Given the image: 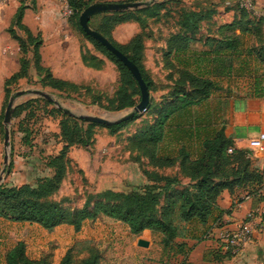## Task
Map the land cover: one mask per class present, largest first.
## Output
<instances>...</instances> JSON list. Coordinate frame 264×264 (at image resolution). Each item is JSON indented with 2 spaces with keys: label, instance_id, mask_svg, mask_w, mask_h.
Masks as SVG:
<instances>
[{
  "label": "rangeland",
  "instance_id": "rangeland-1",
  "mask_svg": "<svg viewBox=\"0 0 264 264\" xmlns=\"http://www.w3.org/2000/svg\"><path fill=\"white\" fill-rule=\"evenodd\" d=\"M138 1L149 4L159 0H95L83 11L93 5ZM19 2L30 8L27 12L24 10L22 23L24 21L31 36L24 29L18 28L13 20ZM64 5H68L67 0H0V174L2 170L5 172L1 185H35L38 180L51 177L55 173L54 166L50 163L52 157L66 150L59 188L47 199L61 202L68 209H79L86 198H98L106 190L128 193L142 192L146 187L163 186L167 190L186 187L189 179L179 172L183 151L189 159L198 156L203 137L208 135L213 125L216 128L221 126L225 110L221 99L229 95L228 84L233 82L244 85L249 80L250 72L256 74L260 84L264 83V64L259 61L257 66L252 59L242 62L236 56L233 74L239 75L232 77V73L227 75L225 70L220 69L219 62L212 61L211 56H203L202 50H195V56L190 51L174 56L176 64L205 77L215 76L217 83L208 100L176 113L168 121L165 137L158 145V154L176 157L177 161L173 166L153 168L147 158L128 149V139L144 121L152 118L157 107L137 113L135 119L115 130L104 124L88 125L92 122L85 120L87 116L116 119L127 114L126 110L133 106L109 110L111 102L116 99L119 86L118 69L82 31L79 16L83 11L78 16L64 15ZM181 5L195 7V0L168 1L167 4L170 11ZM230 7L241 11L237 6ZM241 13L256 23V36L240 34L239 30L233 33L225 30L224 34L232 33L239 37L235 54L240 51L252 53L251 49L264 44V22L255 13L245 10ZM175 16L170 13L163 18L164 21L162 18L157 19L153 22L155 29L162 35L167 29L165 23L171 25ZM96 19L97 17L89 19L88 25L95 27ZM161 25H164V29ZM132 31L133 27L119 28L116 37L125 39ZM19 40L23 41L26 49V74L5 84L19 69ZM35 48L40 54L38 65ZM156 58L158 60L159 55L152 54L151 51L144 61L152 82L149 95L153 101L158 102L169 92L176 74L170 79L166 72L161 71ZM47 73L68 81L75 87L68 86L60 90L53 88L47 84ZM22 90H25L23 94L17 93ZM34 90L47 93L54 102L33 93ZM11 96L15 97L13 113L17 110L19 116L12 113L8 146L5 147L3 118ZM132 97L138 104L139 97ZM63 120H71L72 123L68 125H73L74 122L77 125L75 134H68L75 139L76 144H72L73 146L67 145L61 132ZM80 140L83 141L79 142ZM5 150L8 164L3 163ZM165 179L169 181L164 183ZM160 200L158 214L164 205V194ZM175 223L181 233L177 241L181 242L187 236L195 235V221L175 220ZM141 235L145 234H132L126 224L102 214L94 219L84 220L79 230H75L70 224L46 229L37 223L0 218V264H5L6 253L17 242L24 243L25 253L30 259L43 260L48 264H59L66 254L72 264H81L86 258H95L97 264H158L165 260L167 264H180V257H176L174 253L175 248L171 245L163 246L161 237L156 232L151 233L153 243L150 250L144 254L138 253L135 246L137 241L144 240L138 239Z\"/></svg>",
  "mask_w": 264,
  "mask_h": 264
},
{
  "label": "trees",
  "instance_id": "trees-1",
  "mask_svg": "<svg viewBox=\"0 0 264 264\" xmlns=\"http://www.w3.org/2000/svg\"><path fill=\"white\" fill-rule=\"evenodd\" d=\"M94 1L67 0L68 6L72 10L71 14L76 16ZM121 1L131 2L136 0ZM168 1L178 2V0L157 1L133 10L96 13L90 18V20L95 17L98 19H96L95 27L90 25L91 28L101 33L136 64L149 92L152 82L149 77V71L144 66L143 54L144 37L149 36L151 31L148 19L156 21L170 13L176 15L171 24L175 23V25H178L179 31L170 34L163 53L165 66L170 69L167 74L168 77L172 79L174 74H176L172 81L173 85L170 87L169 92L162 96L158 102L153 101L149 95V101L145 109L157 108L152 118L144 121L143 125L131 134L128 139V149L141 155V157L147 158L149 165L153 168L173 166L177 161L176 157L158 154V145L165 137L168 121L176 113L207 100L216 88L215 82L209 77L197 74L187 67L174 65L169 61L174 56L183 55L190 51L189 43L195 39V33L200 27V22L208 18L207 12L195 11V9L183 5L177 6L173 11H170V8L166 6ZM25 9L26 6L19 2L13 20L18 28L24 29L31 36L29 29L22 23ZM240 10L243 11L242 9ZM240 15L239 19H235L231 23L220 27L221 38H207L205 43L209 45L210 50L201 52L203 56L209 57L212 55V61L215 63L219 62L221 70H231V56H234L239 45V37L232 33L239 30L240 34L249 33L253 37L257 34L258 27L256 23L242 13ZM125 21L136 22L139 26V31L128 43L119 44L112 38L111 31L115 25ZM225 30L232 33L224 34ZM85 35L98 50L104 52L114 62L119 72L120 80L116 90V99L111 102L112 107H109V110L135 106L136 102L132 96L137 95L140 100L141 94L134 76L101 43L91 36ZM19 41L21 47L19 69L5 81V84L26 74V49L23 41ZM212 44L214 45L212 46ZM226 51L229 52L228 55ZM250 52L254 53L257 59L264 64V44L259 48L254 47ZM190 53L195 56V51ZM39 57L40 54L35 48L37 65ZM47 81L48 85L59 90L68 86L75 87L74 84L55 78L50 73H47ZM13 115L19 116L18 111L15 110ZM137 116L138 114L135 113L132 118L107 127L115 130ZM68 123H72V121L63 120L61 122V132L67 141V145L73 146L75 139L68 136V134L73 132L75 134L77 125L75 122L73 125H68ZM93 124L89 123L88 125ZM213 126L208 135L203 137L198 156L194 159H189L188 155L183 151L184 154L179 162V172L182 176L189 179V184L186 187L169 190L163 186L156 188L146 187L142 192L131 191L128 193H116L106 190L98 198H86L79 209H68L61 202L47 199L59 188L64 171L63 162L66 159L65 150L52 157L50 163L54 166L55 173L51 177L42 178L35 185L0 186V218L17 222L37 223L46 229H52L62 224H70L75 230H79L84 220L94 219L102 214L123 222L132 234H139L145 229L158 233L163 246L171 245L172 248H175V254L180 253L185 257L190 248L185 247L186 242L184 240L181 242L176 240L181 237V233L175 220L180 222L197 220L204 224L216 208L217 199L224 190L231 192L237 187L259 186L263 182V175L260 170L251 166L248 152L235 148L228 152L227 149L233 147L232 141L224 135L222 126L219 128H216L215 125ZM82 141L80 140L79 142ZM168 181V179H165L163 182ZM255 188L245 190L247 195L256 191ZM163 194L164 205L158 214L157 209ZM173 215L174 218H172ZM5 264L48 263L43 260L30 259L25 253L24 243L17 242L6 253ZM59 264H72L69 255L66 254ZM81 264H97V260L95 258H86L81 261Z\"/></svg>",
  "mask_w": 264,
  "mask_h": 264
},
{
  "label": "crops",
  "instance_id": "crops-1",
  "mask_svg": "<svg viewBox=\"0 0 264 264\" xmlns=\"http://www.w3.org/2000/svg\"><path fill=\"white\" fill-rule=\"evenodd\" d=\"M225 1L226 0H195V7H189L195 9V11H203L208 14V18L200 22V27L195 33V39L189 43L190 52L195 50H210L209 45L205 43L206 39L221 38L222 35L219 33L220 27L240 18V12L231 8L230 6L232 5H227ZM38 2H40V0H38ZM255 2L257 12L264 8V0H255ZM145 6H141L139 8ZM29 9L30 8H26L25 12ZM255 14L258 16L257 13ZM163 18L164 17H162V19ZM153 21L155 20L148 19L151 31L150 35L145 36L143 40L144 60L146 59L148 52L152 51V54L159 55V59L157 60L156 58L157 63L159 64L161 71L168 74L170 69L165 66L163 53L170 34L178 32L179 26L175 25V23L171 25H167V23H165L167 29H165V33L161 35V33L157 31V28L155 29ZM122 27H133V31L125 39H118L116 37V32ZM161 27L163 28L164 25H161ZM138 31L139 26L136 22L125 21L115 25L111 34L112 38L117 43L126 44L135 34L138 33ZM226 53L228 55L229 52L226 51ZM236 56H239L242 62L246 59H252L255 61V65H257V63L259 64V60L254 53L240 51L237 54H234V56H231V70L228 71L225 69L228 73L227 75L232 73V77L236 76L233 74L236 65L234 63ZM169 61L174 65L176 64L173 58ZM144 66L147 68L145 61ZM55 75H57V73H55ZM238 75L236 77H238ZM57 77L63 78L62 76ZM208 77L217 83L215 76ZM256 77V74L250 72L249 80L244 85L235 84L233 82L228 84L229 95L224 98L222 97L221 99L225 104L221 126L223 128L224 135L232 141L233 147L231 148L246 150L248 152L251 160V166L260 170L263 175V182L259 186L248 185L246 187H237L231 192L224 190L219 195L216 202V208L213 210L209 219L204 224L195 220V235L187 236L184 240L186 242V246L190 247L188 253L185 257L180 253L175 254L176 257H180V264H264V215L261 217L263 220L262 224L255 229L252 241L246 244L237 258L226 256L221 251L219 241L217 239V231L220 228H233L237 226L243 221L246 213L250 210H264V142L261 149L252 147L249 144L252 138H254L259 132L264 131V83L260 84ZM212 94L213 92L211 95ZM250 188H255L256 191L247 195L245 190ZM141 233L145 235L139 236L138 239L143 238L144 240L141 242L137 241L135 250L138 253L144 254L152 247L153 242L150 239L152 231L145 229ZM166 262V260L163 262L159 261L158 264H167Z\"/></svg>",
  "mask_w": 264,
  "mask_h": 264
},
{
  "label": "water",
  "instance_id": "water-1",
  "mask_svg": "<svg viewBox=\"0 0 264 264\" xmlns=\"http://www.w3.org/2000/svg\"><path fill=\"white\" fill-rule=\"evenodd\" d=\"M147 2L144 1H138L134 3H114V4H108V5H93L87 7L79 16V23L82 27L83 31L97 40L99 43H101L108 51H110L118 60H120L131 72V74L134 76L139 90L141 94V99L138 104L135 106L127 109V114L118 117L116 119H109L106 117H97V116H87L85 117V120L92 123H98V124H104V125H112L115 123H120L124 120L130 119L134 116L135 113H140L143 110H145V107L148 104L149 101V92L147 89V85L145 84V81L143 80L141 73L136 66L135 63H133L125 54H123L118 48H116L106 37H104L101 33L96 31L95 29L91 28L88 25V20L90 17L98 12H105V11H119V10H130L139 8L141 6L147 5ZM25 90L17 92L18 94H23ZM33 93L38 94L48 101L54 102V99L51 98L47 93L39 90H34ZM14 96H11L8 100L7 106L5 108L4 112V118H3V124H4V140L3 144L5 147L8 146L9 141V124L11 120V116L14 110ZM3 163L8 164V154L7 150H5V154L3 156ZM4 171L2 170L0 174V185L4 177Z\"/></svg>",
  "mask_w": 264,
  "mask_h": 264
},
{
  "label": "built area",
  "instance_id": "built-area-1",
  "mask_svg": "<svg viewBox=\"0 0 264 264\" xmlns=\"http://www.w3.org/2000/svg\"><path fill=\"white\" fill-rule=\"evenodd\" d=\"M225 3L227 5H236L240 9L250 13H257L259 18L264 21V8L257 12L255 0H226ZM71 13V8L68 5H64L63 14L70 15ZM263 142L264 131H261L250 140L249 144L252 147L261 149ZM227 151L231 152L232 148L229 147ZM262 215H264V210H250L246 213L243 221L237 226L233 228H220L217 231V239L221 251L226 256L237 258L246 244L252 241L256 227L262 224Z\"/></svg>",
  "mask_w": 264,
  "mask_h": 264
}]
</instances>
